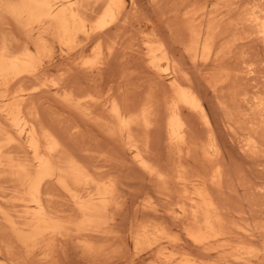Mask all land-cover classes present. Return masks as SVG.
I'll return each mask as SVG.
<instances>
[{
	"label": "bare ground",
	"instance_id": "6f19581e",
	"mask_svg": "<svg viewBox=\"0 0 264 264\" xmlns=\"http://www.w3.org/2000/svg\"><path fill=\"white\" fill-rule=\"evenodd\" d=\"M126 2L104 0L93 22L81 18L78 0H19L2 8L29 35L33 47L20 45L17 53L6 44L0 47V179L12 186L8 188L7 183L10 191L0 190V264H18L14 247L23 253L22 263L62 264L57 252L64 243H71L83 264H89L103 255L105 245H98L100 241L128 243L133 264H264V185L257 187L245 181L238 186L237 179L226 178L227 165L215 122L188 74L156 32L152 29L155 36H148L150 32L146 35L141 28L144 36L140 40L147 69L159 90L150 86L144 96L130 102L125 96L120 99L108 83L93 79L102 74L103 45L119 29ZM247 7L242 32L253 35V41L264 51V6ZM208 24L188 32L191 39L187 48L192 56L187 53L192 61L219 63L223 52L219 59L212 36L215 30ZM55 48L89 80L72 88L46 79ZM222 70L209 82V87L220 90V94L224 89H236L238 72L245 75L244 80L255 77L254 66L244 59L240 70ZM260 89L249 94L243 93L246 90L241 93L242 89L230 91L232 101L222 108L230 130L234 125L243 126L237 142L251 160L260 155L264 158V89ZM44 90L52 91L78 121L96 128L98 136L114 151L99 145L95 157V151L79 149L73 143L80 138L79 126L65 133L43 124L32 99ZM195 121L202 128L203 138L194 135ZM153 142L159 151L153 149ZM125 159L152 189L130 192L123 174ZM232 180L239 193L234 196L237 194L241 201L232 200L237 206L231 200L228 203V194L223 192ZM153 195L164 202L162 211ZM256 199H261L257 211L252 209L257 207ZM145 213L156 220H146ZM190 248L205 259H194L198 257L193 258Z\"/></svg>",
	"mask_w": 264,
	"mask_h": 264
},
{
	"label": "rangeland",
	"instance_id": "374dc122",
	"mask_svg": "<svg viewBox=\"0 0 264 264\" xmlns=\"http://www.w3.org/2000/svg\"><path fill=\"white\" fill-rule=\"evenodd\" d=\"M78 1H79V8L82 7L79 9V13H80L81 18H85V19H83L85 22H93L95 16H97L101 12V10H102L101 8H102V5L104 3V0H78ZM99 1H100V3H99ZM197 1H200V2H197ZM202 1L201 0H195V1L194 0H178V1L177 0H127L126 8L123 12L124 15L122 16V18L120 16V18H121L120 20H123V22L119 20V23L117 24L118 26L116 25L117 27H119V29L117 28L116 32L114 31L115 32L114 36H112V38H110L111 40H107V43L105 41V43L103 45L105 48H107V49L104 48V54H106L107 56L105 55L104 56L105 58H103L104 59L103 60L104 66L102 67L103 68V70L101 71L102 74L100 73L101 74L100 76L96 75V77L93 79L95 81L96 80L98 81V79H100L101 82L108 83L107 87L113 88L112 92L113 91L116 92L119 95L120 99H124V96H125L130 102L131 101L132 102L137 101L142 96H144L145 92H147V90L149 89L150 86L151 87L155 86V89H158L159 88L158 82L152 76L151 72L147 69L146 58L144 55H142L143 54V51H142L143 46L141 44L140 38L143 37L144 35L140 34V29L141 28L145 29L146 35H147V32L149 31L150 33H148V36H149V34L155 36L154 32H156V35L161 39V41L164 42L165 45L171 49L172 56L174 57L178 66L185 73L188 74L189 78L191 79V82L193 83V86L196 88L197 94L200 95L199 97H201V99L204 102L205 109L207 110L209 116H211L215 122L216 134H217V137L219 139V143L221 144V150L224 154V159H225V162L227 165L226 178L228 176V178L229 177H231L232 179L234 178L235 181L237 179L238 186H239V184L245 183V181H247V182L254 183V185H257V187H261L264 185V180H263L264 179V169H263L264 168V163H263L264 158L262 157V155H260L259 156L260 158L255 157L257 159H256V162H254L255 158L251 157L252 158V160H251L250 157L248 158L247 156H245L243 154V152L241 151V149L239 150L240 146L237 142V138L239 139V137H240V136L238 137V135L243 134V131H242L243 126L234 125L235 127H233V123H232V127H233V129H232L233 132H232V130L229 129V126H227L228 124L226 123V121L228 119V117L226 116L227 112L226 111L224 112V109H222V108H224L226 104H228V103H230V101H232V97L229 94H232V93H230V91L232 92L233 89L231 90V88H230L228 91H227V89H224V90H222L223 92L221 91V94H220V90L214 91L212 88L209 87V82H212L211 80H213V79H211V77H213V76H215V74H217L216 71H221L222 68H223L222 71H224V70L227 71V69H228V71H230L229 69H233L231 71L240 70V61L242 59H244L249 64L254 66L255 77L253 78V75H252V77L246 78L248 80H246V79L244 80L243 77L245 78V75H243L241 73L239 75V72H238L237 73L238 74V76H237L238 81L235 84L236 89H239V90L242 89L240 91L241 93H242V91L246 90L243 93H245V92L247 93V91H248V94L251 92H254L256 90H259L261 87L264 89V81H263V77H264V75H263L264 74V63L263 62H264V59H263V61H261L262 57L264 56L263 48L258 43H256V41H253V39H254L253 35H251L250 33H247V32H242V20H243L242 18L244 17V9L247 6H248L247 9H248L249 7H251L253 5L264 6L263 5L264 0H243V3H242V0H240V1L239 0L238 1L237 0H235V1L234 0H222V1L221 0H202ZM18 2H19V0H0V7H1L0 8V15H1L0 16V47L4 46L6 44L5 46L6 47L8 46L7 48L10 47V51L12 50L11 52H13V53H17L20 50V48H19L20 45L21 46L29 45V46H31V49L33 47L31 42L28 41V39H30L28 37L29 35L27 36V34L24 32V30H22L17 25V23L9 16V14L5 10H3L5 6L6 7L9 5L11 6V5L16 4ZM235 2H237V3H235ZM250 2H252V3H250ZM234 4L237 5V7L240 10H237V8H235L236 6L235 7L233 6ZM234 8L237 11L236 12L234 11V13H232ZM225 10H227V12ZM186 12H187V14L189 12V14H188L189 17L187 16ZM210 12H212V13H210ZM237 12L239 14H242V15H239ZM203 13H204V15H203ZM184 14L187 17L182 16ZM191 15L192 16L194 15L193 18H195V19L191 20L190 19ZM186 18L190 19L189 20L190 22L186 21ZM198 19H200V21ZM210 19H212V22ZM180 21H182V22H180ZM192 21H195V22H192ZM240 21H241V23H240ZM120 22H122V23H120ZM186 22H188V23H186ZM199 22H201V24ZM191 23H193L192 27L195 26L193 28L194 30H191L192 29V27L190 25ZM204 24H208V25L211 24L210 26H213L212 28L215 30L216 34L213 31L214 34H212V36L215 35L214 40H215V43L217 42L216 45H218V47L216 46V50L217 51L219 50L218 51L219 52L218 58L220 57V53L223 52V55L221 53V57H220V58H222V61L219 58L220 59L219 63L211 64V61L208 63H203V62H199L196 60L192 61L193 58L190 57L192 55H190L191 53L188 51L187 46L189 47V45H187V44H189V42H190L191 33L188 34V32L193 33L195 30H198V28H197V27H199L198 25H200V27H201V25H204ZM208 25H206V26H208ZM231 25H233V26L235 25L234 27H235L236 31L234 30V27ZM138 26H139V28H138ZM214 26H215V28H214ZM190 27H191V29H190ZM152 29L154 31L153 32L154 34L151 33ZM220 33H222V35ZM151 35H150V37H152ZM164 40H166V41H164ZM21 41L23 44L21 43ZM168 43H169V45H168ZM228 43H230V44H228ZM108 47H110L109 49H111L110 53H109ZM220 47H221L222 51H221ZM112 48H113V50H112ZM228 49H229V51H228ZM173 50H175V51H173ZM187 52H189L190 56L188 55ZM257 53H258V55H257ZM224 54H227V55H224ZM250 57L252 59H250ZM231 60H232V62H230ZM236 60L238 62V65H237V62H235ZM234 62L236 63V65ZM220 65L221 66L223 65V67H221ZM259 65L262 67H260ZM218 66L221 67L220 70H217ZM77 68L78 67L75 68L74 64L72 65L70 62L67 63L66 61H64V57L59 55L57 48H55L53 58L51 61V66H50L49 72H47V75L45 78L48 80L49 79L53 80V81H55V79H56V81L63 83V84H66V85H68V87L76 88L77 84H75V83H78V82L80 83L82 81L86 82L87 80H89L87 78L86 74L83 72V70L81 71L80 69H77ZM257 73L258 74L260 73V74L258 75ZM79 83H78V85H79ZM236 89H234V91H236ZM226 91L229 93H227ZM234 91H233V93H234ZM42 93H44V94H42ZM223 93H224V95H223ZM39 94H40V96H39ZM39 94L37 95V97H34L35 99L34 98L32 99V104L34 103L36 110L38 111V113H40L39 115H40V118L42 119L41 121L43 122V124L47 125V123H48V126L52 125L51 126L52 128L59 130V131H62V132H65V133H67L69 131V129L72 128L73 126H79V129L81 131V133L79 135L80 138L78 140H75L73 143H75L79 149L84 148L87 150L95 151V153L93 154L95 157H96V153H98L96 148L99 145L106 147V148H109L112 151H114L113 146L107 145L106 143L103 142L101 137L98 136L99 132L96 130V128L92 127L90 124L87 125L81 121H78V119L74 116L73 113H71V111L65 109L58 102V98L57 97L55 98V95L52 93V91L50 92V90L49 91L44 90ZM216 94H217V96H216ZM227 96H228V98H227ZM222 98H224V99H222ZM239 99L240 98H238V100ZM30 103H31V101H30ZM97 113L99 116H102V114L100 112H97ZM223 113H224V117H223ZM229 124H230V122H229ZM193 126H194L195 137L203 138L202 128H201L199 122L197 123L195 121ZM226 127H227V129H226ZM238 127H239V130H238ZM195 130H196V132H195ZM153 143H154L153 149L155 151H159L157 143L156 142H153ZM81 144H82V146H81ZM263 147H264V143H263ZM263 150H264V148H263ZM225 153L227 154V156ZM261 157H262V159H261ZM125 160L127 161V159H125ZM257 160L259 162H257ZM126 161H125V168L123 169L124 170L123 174L126 177V178L124 177L125 182L129 186H131L130 192H132V191L143 192V191H147L149 189H152V188H149V183L147 182L145 177L141 173L139 174V172L136 169H134V167L131 164H129L128 161L127 162ZM229 161H230V163H228ZM254 163H256V164H254ZM229 165L232 167H229ZM261 165L263 167H261ZM260 167H261V169H260ZM140 175H141V177H140ZM239 175L242 176L241 177L242 180H241ZM261 178H262L263 182H262V180L260 181ZM239 179L241 182L239 181ZM243 179H244V182H243ZM131 180H132V183H131ZM133 180L135 182V185H134ZM234 180H232L233 184L231 182L232 186H230L231 184L226 182V183H228V185L230 187L229 188L228 186H226L228 191L223 190V192L224 191L226 192V195L227 194L229 195V196L227 195V197L229 198L228 203L231 202L232 200L236 201V198L238 197L237 194H239L237 191L238 186ZM257 180L259 181V185H258ZM5 181L6 180H3V182H1V179H0V190L1 191L2 190H4V191L9 190L10 191L12 186L10 185L9 182L5 183ZM146 182L148 185L146 184ZM7 183L9 185V187H8ZM137 183H139V184H137ZM132 184H133V186H132ZM7 187L10 189L7 190ZM132 187H134L135 189H133ZM136 187H137V189H136ZM147 188H149V189H147ZM233 190H234V192H233ZM234 193H237V194H235V196H234ZM248 193L249 192H247L246 197H248ZM154 195H153V197L156 200V196H154ZM158 199L160 200L159 196L157 197V200ZM157 200H156V203L159 205L158 209L160 208V211H162L161 210V208L163 206L162 203H164V202H162L161 200L160 201L159 200L157 201ZM237 200L239 201L240 199L237 198ZM259 200H260V202H258ZM259 200L256 199V202H254V204H256L255 206H257V207L255 208L253 206L252 209H256V211H257L258 207L261 206V204H258V203H261V199H259ZM233 201H232V204H235V202H233ZM238 201H236V203ZM239 202H241V201H239ZM262 203H263L262 205H264L263 201H262ZM232 204L230 203V206ZM231 207H235V206L233 205ZM143 217L146 220H147V218H148V220L150 218H151L150 220H154V219L156 220V218L155 217L152 218L151 214H149V213H145ZM165 219H167V218H165ZM166 222H167L166 224L170 225L169 221L166 220ZM100 243H102L103 246L105 245L104 252H105V249L107 252H105V253L103 252V255L99 256V259L97 262H96L97 259H93L90 262L91 264L92 263L93 264H131L132 263L133 264V259H132V257H130L131 256L130 245L128 243L125 242L126 244H124V242H121V241H116V242L110 241V242L104 243V242L100 241L98 243V245H101ZM108 243H110V246ZM13 247H14V245H13ZM110 247L111 248L113 247V249H110ZM115 247H117V248H115ZM14 250H16L15 252L18 253L17 254L18 258L15 256L14 260L17 259L16 261L18 262V264L19 263L24 264L25 262L24 263H22V262L25 260H23L24 258L23 259L21 258L23 253H21V251L19 249L17 250V248H15V247H14ZM119 250H120V252H119ZM20 253H21V256H20ZM57 253H58L57 258L59 259L60 262L62 261L61 262L62 264L63 263L64 264H83L84 263V261H82L83 259L81 258L79 253H77V251L74 249V246L71 243H68L67 245L65 243L62 244L61 248H59V252H57ZM189 253H191L193 258L197 256L198 258H194L197 260H199V259L201 260L205 257L204 255H201L202 253L199 252L200 253L199 254L196 250L191 249V248L189 250ZM114 254H117V255H114ZM200 255H201V257H200ZM209 256L211 258L215 257L214 254H210ZM60 257H61V259H60ZM28 261H30V260H28ZM28 261L25 264H30V262L28 263ZM159 263H161V262H159Z\"/></svg>",
	"mask_w": 264,
	"mask_h": 264
}]
</instances>
